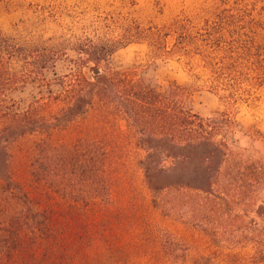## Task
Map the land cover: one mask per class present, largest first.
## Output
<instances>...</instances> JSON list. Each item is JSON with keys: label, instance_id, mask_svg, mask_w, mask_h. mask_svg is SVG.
Here are the masks:
<instances>
[{"label": "trees", "instance_id": "obj_1", "mask_svg": "<svg viewBox=\"0 0 264 264\" xmlns=\"http://www.w3.org/2000/svg\"><path fill=\"white\" fill-rule=\"evenodd\" d=\"M132 44L182 63L233 110L264 86V0H220L198 21L131 22L117 40H85L53 83L43 71L62 51L0 42L6 60L24 64L17 73L0 63V264H79L83 249L95 259L101 236L91 225H107L112 171L128 148L143 154L145 185L170 216L199 199L248 208L264 192V159L236 147L229 114L201 118L178 86L161 91L112 68L110 58ZM28 86L37 95L17 100Z\"/></svg>", "mask_w": 264, "mask_h": 264}, {"label": "rangeland", "instance_id": "obj_2", "mask_svg": "<svg viewBox=\"0 0 264 264\" xmlns=\"http://www.w3.org/2000/svg\"><path fill=\"white\" fill-rule=\"evenodd\" d=\"M219 1L0 0V42L62 51L64 56L43 71L45 81L53 83L70 73V61L77 57L73 49L85 40H117L131 22L147 28L161 27L177 16L198 21ZM2 62L11 72L24 70L22 61H8L0 54ZM110 64L161 91L178 86L187 107L201 118L229 114L236 147L247 150L245 156L264 159V86L252 102L231 110L182 63L153 60L145 45L132 44L117 51ZM52 90L56 92L57 87ZM36 95L37 89L28 86L15 98L30 101ZM142 156L128 148L115 165L112 173L119 181L110 193L107 225L101 223L100 228L98 223L97 230L91 225L96 238L101 236L100 246L95 259L83 249L79 264H264V222L257 216L264 192L248 208L223 201L208 207L199 199L188 206L181 202L179 214L170 216L158 206L162 197L145 185L138 165Z\"/></svg>", "mask_w": 264, "mask_h": 264}]
</instances>
